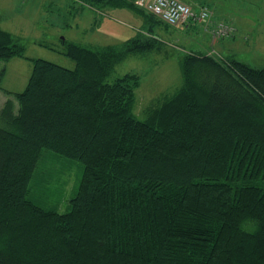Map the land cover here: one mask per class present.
Masks as SVG:
<instances>
[{"label":"trees","instance_id":"obj_1","mask_svg":"<svg viewBox=\"0 0 264 264\" xmlns=\"http://www.w3.org/2000/svg\"><path fill=\"white\" fill-rule=\"evenodd\" d=\"M67 46L75 68L34 59L0 107V264H264V68L192 50L182 85L141 120L140 75L107 78L155 41ZM16 56L24 45L0 27V60ZM47 151L84 167L64 213L31 198Z\"/></svg>","mask_w":264,"mask_h":264},{"label":"rangeland","instance_id":"obj_2","mask_svg":"<svg viewBox=\"0 0 264 264\" xmlns=\"http://www.w3.org/2000/svg\"><path fill=\"white\" fill-rule=\"evenodd\" d=\"M217 2L225 14L235 19L239 31L236 35L216 37L213 29L217 22L228 20L213 19L212 11L199 24L205 28L201 37L185 34L181 24L166 26L155 21L156 17L144 7L145 14L132 8L110 7L98 15L75 0H0V27L19 37L24 45V56L0 60V107L6 98L25 90L34 59L75 68L74 60L66 55L69 42L101 47L121 45L137 36L155 41L156 47L129 55L107 78L112 82L127 73L140 75L134 112L141 120L146 119L147 109L157 104L161 95L173 93L182 85L180 60L192 50L210 51L220 58L233 55L264 68V0ZM83 169L78 160L47 151L34 181L32 200L45 208L67 212Z\"/></svg>","mask_w":264,"mask_h":264},{"label":"built area","instance_id":"obj_3","mask_svg":"<svg viewBox=\"0 0 264 264\" xmlns=\"http://www.w3.org/2000/svg\"><path fill=\"white\" fill-rule=\"evenodd\" d=\"M136 4L146 8L159 19L171 26H177L190 21L201 22L210 17L209 9L203 7L193 8L182 0H136ZM235 26L228 21H218L213 29V34L220 38L234 35Z\"/></svg>","mask_w":264,"mask_h":264},{"label":"crops","instance_id":"obj_4","mask_svg":"<svg viewBox=\"0 0 264 264\" xmlns=\"http://www.w3.org/2000/svg\"><path fill=\"white\" fill-rule=\"evenodd\" d=\"M182 1H184V2H186L188 4H193L192 7L197 8V9H200V8H203V7H209L210 10L213 12V19L229 20L230 22L233 23V25H235L236 31H237L236 34L239 33L238 26H237V24L235 22V19L232 16H229L228 14H225L223 12L224 10H223L222 6L219 5L217 0H182ZM200 23L201 22H195L194 23L193 21H191L190 23L181 24V25L184 26V31L183 32L185 34H188V33L191 34L192 33V34H195L197 36L203 35V32H205V28L203 29L202 25H199ZM248 38H250V37H248Z\"/></svg>","mask_w":264,"mask_h":264}]
</instances>
